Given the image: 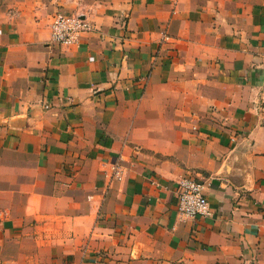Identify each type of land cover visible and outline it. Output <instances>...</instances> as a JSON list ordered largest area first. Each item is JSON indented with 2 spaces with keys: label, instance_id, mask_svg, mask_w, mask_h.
I'll return each mask as SVG.
<instances>
[{
  "label": "crops",
  "instance_id": "0c3cea01",
  "mask_svg": "<svg viewBox=\"0 0 264 264\" xmlns=\"http://www.w3.org/2000/svg\"><path fill=\"white\" fill-rule=\"evenodd\" d=\"M0 264H264V0H0Z\"/></svg>",
  "mask_w": 264,
  "mask_h": 264
},
{
  "label": "built area",
  "instance_id": "2783aa9c",
  "mask_svg": "<svg viewBox=\"0 0 264 264\" xmlns=\"http://www.w3.org/2000/svg\"><path fill=\"white\" fill-rule=\"evenodd\" d=\"M51 42L70 47L79 41L81 35L92 29L88 19L79 13L67 14L56 12L49 24ZM168 35L163 34V39ZM123 167L119 163L111 166L110 182L120 180L123 176ZM205 183L192 174H187L176 183V214L179 221L196 217H209L212 210L205 195Z\"/></svg>",
  "mask_w": 264,
  "mask_h": 264
}]
</instances>
